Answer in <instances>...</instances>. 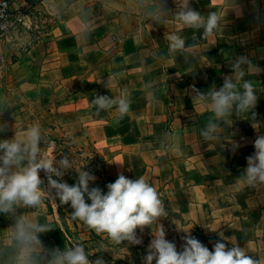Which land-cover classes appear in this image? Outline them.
Masks as SVG:
<instances>
[{
    "label": "crops",
    "instance_id": "crops-1",
    "mask_svg": "<svg viewBox=\"0 0 264 264\" xmlns=\"http://www.w3.org/2000/svg\"><path fill=\"white\" fill-rule=\"evenodd\" d=\"M181 5L16 0L22 23L0 41V122L8 125L0 139L22 137L39 122L47 141H68L81 154L100 158L90 187L106 193L120 173L142 176L183 220L264 260V185L238 179L254 140L264 135V72L245 77L258 96L255 119L249 113L221 122L219 141L199 135L211 113L196 101L198 92L222 87L237 56L264 69V0H190L202 15L221 17L207 38L178 20ZM173 34L185 40L183 49H171L167 37ZM97 95L123 96L130 111L122 118L115 108L97 114L91 105ZM77 175L67 172L63 180L75 184ZM40 177L41 190L49 192L42 171ZM72 211L46 195L39 207L18 204L0 213V264H23L13 237L22 216L50 225L34 250L39 264H47L51 252L70 246L60 214Z\"/></svg>",
    "mask_w": 264,
    "mask_h": 264
},
{
    "label": "clouds",
    "instance_id": "clouds-1",
    "mask_svg": "<svg viewBox=\"0 0 264 264\" xmlns=\"http://www.w3.org/2000/svg\"><path fill=\"white\" fill-rule=\"evenodd\" d=\"M183 26L203 30L207 38L217 31L221 17L216 12L202 15L190 5V0H182L176 14ZM170 47L180 50L185 47V40L176 34L169 35ZM231 75H226L219 89L213 87L206 93L198 92L196 101L211 113V116L199 135L205 141H219L223 129L221 122L232 124V116L237 117L251 113L255 119L254 109L258 96L255 84L246 76L264 72L247 55L237 56L230 64ZM91 105L100 111L115 108L122 118L130 111V101L121 96L119 99L106 95H97ZM253 126V125H252ZM7 123L0 122V133L7 130ZM254 128V126H253ZM41 143L46 144L44 150ZM238 145L234 144V147ZM254 153L246 158L247 167L239 176V181L250 187L264 185V135H257L254 140ZM52 151L51 142L47 141L39 122L33 123L25 130V135L10 139H0V213H9L14 206L22 204L27 207H39L42 198L50 195L58 199L61 205H70L73 219H78L97 235L106 234L116 244L127 241L132 245L142 244L137 229L143 232L145 227L158 223V230L153 233L143 264H264V260L254 259L246 254L239 245L228 247L223 239L217 240L209 250L196 237L186 235L182 239V250L178 251L175 242L166 239V231L159 223L168 212L157 189L144 177L129 179L123 173L115 182L106 185L105 193L99 187H90L96 176L84 168L75 169L77 179L70 185L63 177L73 169V162L67 155L57 160ZM47 177L49 192L41 190L43 181L40 172ZM53 176L61 179H53ZM87 201H90L88 203ZM50 225L40 224L27 217L16 220L13 237L18 242L23 264H39V257L34 250L42 246L39 234L48 231ZM89 253L80 242H72L63 250L57 248L50 254L47 264H106L99 257L89 260Z\"/></svg>",
    "mask_w": 264,
    "mask_h": 264
},
{
    "label": "rangeland",
    "instance_id": "rangeland-1",
    "mask_svg": "<svg viewBox=\"0 0 264 264\" xmlns=\"http://www.w3.org/2000/svg\"><path fill=\"white\" fill-rule=\"evenodd\" d=\"M73 147L68 141L54 140V142H51L52 151H49L47 154L49 156L54 155L57 160L62 158L63 155H67L73 162V169L68 170V173H76L75 169L82 167L86 171L95 173L96 165L100 161V158L98 156L81 154L80 149ZM45 179L47 181V177ZM163 204L168 212V216L161 218L159 223L163 225L166 231V239L175 242L178 251L182 250L184 243L182 238L186 235L196 237L209 250H212L213 244L217 240H221L217 236L205 235L197 224L183 220L176 213L170 211L165 202ZM60 219L70 239V245L74 241L82 243L89 253V260L94 261L102 257L106 261V264H143V258L147 254V246L153 238L152 232L155 233L159 227L158 223H154L150 228L145 227L143 232L137 229V235L142 238V244L140 245H132L127 241L122 244H116L106 234L97 235L81 221L70 219L64 213L60 214ZM222 242L231 247L227 242L223 240ZM153 264H155V261H153Z\"/></svg>",
    "mask_w": 264,
    "mask_h": 264
},
{
    "label": "built area",
    "instance_id": "built-area-1",
    "mask_svg": "<svg viewBox=\"0 0 264 264\" xmlns=\"http://www.w3.org/2000/svg\"><path fill=\"white\" fill-rule=\"evenodd\" d=\"M16 0H0V41L8 40L11 32L22 23V13L14 8Z\"/></svg>",
    "mask_w": 264,
    "mask_h": 264
},
{
    "label": "trees",
    "instance_id": "trees-1",
    "mask_svg": "<svg viewBox=\"0 0 264 264\" xmlns=\"http://www.w3.org/2000/svg\"><path fill=\"white\" fill-rule=\"evenodd\" d=\"M69 218H70V219H73V218H72V215H71V216H69ZM73 220H78V219H73Z\"/></svg>",
    "mask_w": 264,
    "mask_h": 264
}]
</instances>
